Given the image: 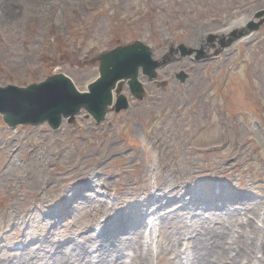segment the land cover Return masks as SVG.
Masks as SVG:
<instances>
[{"label": "rangeland", "instance_id": "obj_1", "mask_svg": "<svg viewBox=\"0 0 264 264\" xmlns=\"http://www.w3.org/2000/svg\"><path fill=\"white\" fill-rule=\"evenodd\" d=\"M262 8L264 0H0V86L64 73L83 91L98 75L96 55L136 40L154 58L178 44L218 50L210 34ZM180 64L160 75L184 66V84L141 79L144 101L99 125L84 111L56 131L9 129L0 116V264H83L82 250L102 256L85 264L116 255L120 264L141 245L150 264H262L264 22L210 61Z\"/></svg>", "mask_w": 264, "mask_h": 264}, {"label": "water", "instance_id": "obj_2", "mask_svg": "<svg viewBox=\"0 0 264 264\" xmlns=\"http://www.w3.org/2000/svg\"><path fill=\"white\" fill-rule=\"evenodd\" d=\"M263 14L264 11L258 12L256 17L259 18ZM258 26L259 23L249 22L246 29L232 32L227 42L256 30ZM177 50L180 51V57L191 54L193 51L186 49L183 45H179ZM96 60L100 62V77L87 86L88 92H78L70 79L62 74L48 77L44 82L32 84L26 88L10 85L0 87V115L3 122L8 127L14 128L17 125L27 124L36 126L47 121L52 129H56L61 117L70 116L72 120L81 108L100 122L111 104L112 89L116 82L127 80L131 93L137 98H142L143 91L137 81L139 67L142 68V73L151 79L155 75V68L164 66L168 62L167 56L158 61L152 60L149 48L138 41L117 47L91 61ZM180 78L183 79V76L181 75ZM120 90L121 82L116 92ZM126 106L125 98L118 96L116 112Z\"/></svg>", "mask_w": 264, "mask_h": 264}, {"label": "bare ground", "instance_id": "obj_3", "mask_svg": "<svg viewBox=\"0 0 264 264\" xmlns=\"http://www.w3.org/2000/svg\"><path fill=\"white\" fill-rule=\"evenodd\" d=\"M248 18H249L248 16H244V17L239 18V19L236 20V21H233V22L229 23L228 26H227L224 30H222V31H220V32L217 33V35H218L217 38L225 37V36H227V35L229 34V32H230L231 30H235V29H239V28H241V27L243 26V24L246 23V21L248 20ZM247 39H248L247 37H246V38H242V39L238 40V41L236 42V44H238V43H242V42H244V41L247 40ZM201 48H202L203 50H205V51H209V49H207V48H209V47L201 46ZM210 51H211V50H210ZM151 166H153V168H151V170L154 171V173H155V169H156L155 164H154V165L151 164L150 167H151ZM158 178H159V177H158ZM166 188H168V187H166ZM174 189H175V188L171 189L170 192L172 193ZM152 193L154 194L153 191H152ZM151 199H152V200H156V201L158 202V199L155 198V197H153V195L151 196ZM142 210H144L142 213H145L146 210H145V209H142ZM98 212H102V210L99 209ZM96 216H97V214L95 215V217H96ZM142 216H143V214H142ZM158 218H159V216H157L155 219H158ZM262 220L264 221V216H262ZM94 221H95V219H94ZM43 244H44V243H43ZM48 246H49V244H47V245H45V246L37 245V246L34 247V250L45 249L46 247L49 248ZM53 247H55V245H53ZM53 247H52V248H53ZM135 250L137 251L138 254H135V256H134V257L136 258L135 260H133V261H134V264H149V263L147 262V252L143 250L142 245H141L139 248L135 249ZM32 251H33V250H32ZM263 253H264V251H263ZM81 258H83V259H78V261H81L83 264L88 263V261H91V262H93V263H96V262L94 261V258L92 257V259H91L90 257H88V256L84 253V251H83V254L81 255ZM113 259H118V257H117V256H114ZM251 261H252V260L249 259V262H251ZM253 262H254V261H253ZM259 262H260V263L262 262V264H264V260L259 261ZM118 263H119V262H117L116 264H118ZM256 263L259 264L257 261H256ZM123 264H126V261H123ZM130 264H133V262L130 261ZM248 264H250V263H248Z\"/></svg>", "mask_w": 264, "mask_h": 264}]
</instances>
